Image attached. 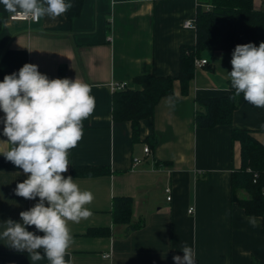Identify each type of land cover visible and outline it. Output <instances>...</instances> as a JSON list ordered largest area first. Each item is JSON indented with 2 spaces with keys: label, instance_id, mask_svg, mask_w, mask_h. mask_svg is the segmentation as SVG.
I'll use <instances>...</instances> for the list:
<instances>
[{
  "label": "crops",
  "instance_id": "obj_1",
  "mask_svg": "<svg viewBox=\"0 0 264 264\" xmlns=\"http://www.w3.org/2000/svg\"><path fill=\"white\" fill-rule=\"evenodd\" d=\"M205 1L85 0L71 21L65 14L10 20L0 4V82L31 63L49 79L89 84L95 98L94 112L83 121V138L70 150V166L63 174L94 196L86 206L92 216L68 225L73 264H174V256H183L185 243L194 247L196 264L264 263L263 220L246 215L231 195L232 171L241 166V146L232 142L231 131L248 129L264 144V108L243 99L231 126L196 127L198 98L231 94L225 89L230 88L227 72L232 70L233 51L204 53L200 59L212 69L196 66L189 94H182L177 79L180 47L196 43L195 27L185 28L184 22L194 23L198 3ZM253 2L264 10V0ZM152 73L175 79L174 96L163 98L154 116L141 121L140 140L133 142L131 123L113 120V93L116 85L134 88L136 77ZM3 117L0 111V141H7ZM150 137L157 139L154 148L146 141ZM7 148L0 142V152ZM72 166H105L110 174L74 177ZM26 178L0 155V223L21 222L19 213L38 202L15 195L17 183ZM120 196L133 198V222L142 223L128 235L127 225L112 220V200ZM237 196L245 198L247 193L239 191ZM250 217L256 219L255 227ZM94 228H109L111 235L88 236ZM28 230L36 231L34 226ZM4 243L0 241V264H31L26 252Z\"/></svg>",
  "mask_w": 264,
  "mask_h": 264
},
{
  "label": "clouds",
  "instance_id": "obj_2",
  "mask_svg": "<svg viewBox=\"0 0 264 264\" xmlns=\"http://www.w3.org/2000/svg\"><path fill=\"white\" fill-rule=\"evenodd\" d=\"M13 18L39 21L56 19L73 7L66 0H0ZM232 70L227 72L232 99H243L264 108V42L237 45L232 53ZM91 86L77 79H49L38 65L25 63L18 71L5 75L0 82V111L3 136L8 145L0 152L26 175L17 183L15 195L38 202L19 213L21 222L8 219L0 223V241L17 252H26L31 264L47 260L48 264H73L68 249L73 243L69 222L79 223L92 216L94 196L82 190L71 177L70 150L84 135L83 121L95 109ZM19 175L20 173H16ZM255 227L256 219L248 218ZM34 226L37 235L28 228ZM183 256L173 257L174 264H196V253L187 243ZM66 257H69L66 259Z\"/></svg>",
  "mask_w": 264,
  "mask_h": 264
},
{
  "label": "trees",
  "instance_id": "obj_3",
  "mask_svg": "<svg viewBox=\"0 0 264 264\" xmlns=\"http://www.w3.org/2000/svg\"><path fill=\"white\" fill-rule=\"evenodd\" d=\"M73 7L65 15L69 21L80 14L85 0H66ZM196 43L180 47V69L178 81L183 95L189 94L195 77V61L206 52L234 51L237 45L253 43L257 47L264 42V10L256 9L253 0H206L198 3L195 19ZM2 19L0 16V32ZM209 70L211 65H205ZM175 79L170 76L145 74L134 79L136 87L117 89L113 93L112 112L115 123L130 122L132 140L138 142L141 136V121L152 118L159 102L174 96ZM230 85V84H229ZM228 96L202 97L196 100L198 109L195 125L200 129L217 126H231L236 109L243 101V94L232 99ZM154 139V142H151ZM232 142L241 146V166L233 169L231 175L232 201L248 216L260 217L264 226V144L248 129H232ZM150 146L157 145V139H146ZM258 174L255 178L254 174ZM110 174L105 166H72L71 175L79 178ZM245 191L247 196L239 198L237 193ZM134 201L129 196L114 197L111 215L114 224L127 225L126 234L141 228V222H133ZM264 229V228H263ZM33 231V230H31ZM37 235L42 232L33 231ZM88 236L108 237L109 228L89 229ZM253 264H264L253 260Z\"/></svg>",
  "mask_w": 264,
  "mask_h": 264
},
{
  "label": "built area",
  "instance_id": "obj_4",
  "mask_svg": "<svg viewBox=\"0 0 264 264\" xmlns=\"http://www.w3.org/2000/svg\"><path fill=\"white\" fill-rule=\"evenodd\" d=\"M10 20H20V21H33V20H31V19H29V20H24V19H21V18H13L12 16L10 17ZM185 28H193V27H195V24L192 22V21H185L184 22V25H183ZM208 63H207V60H201V59H196V61H195V66H197V67H204L205 65H207ZM126 87V85H124V84H122V85H116V88L117 89H122V88H125ZM144 152L147 154V155H149L150 154V148L148 147V146H145L144 147ZM258 176V174H254V177L256 178ZM166 193L167 194H170L171 193V189L170 188H167L166 189ZM171 199V197H168V200H170ZM193 212V209L191 208L190 210H189V213H192ZM104 257H106V258H108V257H110V255L108 254V255H105Z\"/></svg>",
  "mask_w": 264,
  "mask_h": 264
}]
</instances>
